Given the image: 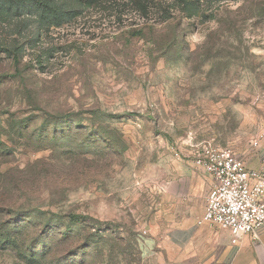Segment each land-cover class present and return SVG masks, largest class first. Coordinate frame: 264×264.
Masks as SVG:
<instances>
[{"label":"rangeland","instance_id":"374dc122","mask_svg":"<svg viewBox=\"0 0 264 264\" xmlns=\"http://www.w3.org/2000/svg\"><path fill=\"white\" fill-rule=\"evenodd\" d=\"M263 128L264 0H0V264H155L174 166Z\"/></svg>","mask_w":264,"mask_h":264},{"label":"crops","instance_id":"0c3cea01","mask_svg":"<svg viewBox=\"0 0 264 264\" xmlns=\"http://www.w3.org/2000/svg\"><path fill=\"white\" fill-rule=\"evenodd\" d=\"M240 157L248 167L256 168L264 158V150L257 149L250 157ZM174 167L179 175L188 176L182 178L189 179L190 187L202 188L207 196L211 177L195 169L194 165L192 169L185 165ZM170 196L172 199L173 195ZM188 205V199L181 205H177V200L169 203V227L163 230L158 241L155 264H264V228L233 244L228 230L201 222L204 208L192 214Z\"/></svg>","mask_w":264,"mask_h":264},{"label":"built area","instance_id":"2783aa9c","mask_svg":"<svg viewBox=\"0 0 264 264\" xmlns=\"http://www.w3.org/2000/svg\"><path fill=\"white\" fill-rule=\"evenodd\" d=\"M251 147L264 150V130ZM193 165L212 179L202 223L228 230L233 244L264 228V158L251 168L229 147L208 140L200 145Z\"/></svg>","mask_w":264,"mask_h":264},{"label":"trees","instance_id":"16d2710c","mask_svg":"<svg viewBox=\"0 0 264 264\" xmlns=\"http://www.w3.org/2000/svg\"><path fill=\"white\" fill-rule=\"evenodd\" d=\"M35 4L39 7L40 10H42L43 12H46L48 13L49 15L51 16H56L58 14H61V12L56 9V8H53L50 6V3L49 2H46V1H35ZM14 58V61L15 63H18V59H17V56L14 54L13 56ZM72 221L71 222H74V219H71ZM85 229V236L84 237H80V238H77L76 240V244H79V242H81V240H83L80 244V248L81 249H85V250H89L91 247H92V244L94 245L95 242L96 244L98 243V239H102L100 235H97L99 229H95L93 235L91 234V231L89 229V226H87ZM93 229V228H92ZM95 237V240H93ZM67 240H72V239H75L74 237L72 238L71 236L66 237ZM84 238V239H82ZM6 242V246L8 247H13V248H20L18 242H17V239L16 237L14 236H8V237H1L0 238V244H3ZM75 243V241L73 242H69L67 244V248L68 250L72 248V244ZM95 244V245H96ZM41 245H39V243H34L32 246H31V249L29 250V255L31 259L34 258V255L37 254V251L40 250L38 247H40ZM73 249V248H72ZM43 252L45 251L44 248L41 249ZM68 252V251H67ZM46 254L50 255L52 254L51 252H45ZM48 263V262H47ZM50 264H53V262H50ZM68 264H95V263H91L90 261H86L85 259H80V260H76V259H72L69 261Z\"/></svg>","mask_w":264,"mask_h":264}]
</instances>
